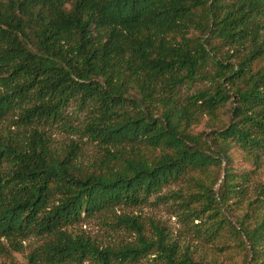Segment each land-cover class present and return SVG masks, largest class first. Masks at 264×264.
I'll list each match as a JSON object with an SVG mask.
<instances>
[{
  "label": "trees",
  "instance_id": "obj_1",
  "mask_svg": "<svg viewBox=\"0 0 264 264\" xmlns=\"http://www.w3.org/2000/svg\"><path fill=\"white\" fill-rule=\"evenodd\" d=\"M72 101L90 106L82 125L68 120ZM12 116L23 131L10 129ZM59 123L96 142L99 156L83 162L73 140L57 150L48 129ZM262 168L264 0H0L3 264H124L151 251L165 264H220L180 251L159 220L150 236L139 215H116L136 233L124 245L69 230L185 176L186 211L209 212V236L236 237L244 261L258 264L264 179L254 198L249 190ZM233 198L247 210L227 214ZM30 237L38 244L18 262L13 252Z\"/></svg>",
  "mask_w": 264,
  "mask_h": 264
},
{
  "label": "rangeland",
  "instance_id": "obj_2",
  "mask_svg": "<svg viewBox=\"0 0 264 264\" xmlns=\"http://www.w3.org/2000/svg\"><path fill=\"white\" fill-rule=\"evenodd\" d=\"M224 51L227 52V48L224 49ZM204 85L205 83H198L191 89L184 87L183 93H191L196 88ZM66 115L74 126L82 125L88 120V116H90V106L80 107L79 101H72L66 110ZM15 118V116H12V119L7 122L8 126L13 131H23V127L12 125ZM205 129H207L205 125L199 127V130ZM48 131L51 135L52 144L57 150L66 148L73 140L80 143L82 148L80 151V160L83 162L87 163L99 156V148L96 142H93L87 136H82L60 123L49 128ZM218 171L222 172L221 169H218ZM191 174L206 178V175L200 171ZM188 178L189 176H185L177 182L164 186L159 192L153 194L143 205H124L122 207H117L114 211L96 213L92 216L83 214L82 220L70 226L69 230L75 234L90 236L101 246L124 245L135 241L136 233L123 225H118L115 220L118 214L130 213L132 215H139L145 220L148 228L147 233L150 236H153L154 231L149 225V220H159L161 224L166 227L171 240L177 242L180 251L189 249L198 257H202L206 260H216L220 264H249L244 261L242 250L238 243L239 239L236 237H227L224 243V241L209 236V231L206 230L210 222V218H206L209 212L201 215V217H197L186 211L182 203L183 198L179 197V193L182 191L186 192ZM261 179H264V168L260 169L257 175L252 177L249 190L250 199L255 197L252 191L253 185ZM219 185L220 182L215 186L216 190L219 188ZM230 202L231 205H225V207H223V210L227 214L232 211L234 214L239 215L247 210V200L239 202L233 198ZM23 244L25 246L24 251L13 252V256L18 262H27V254L38 244V239L36 237H30L24 240ZM248 257L251 258L252 255L249 254ZM6 261H8L6 257L0 258V264ZM124 264L165 263L155 251H151L137 262H127ZM258 264H264V254L261 255Z\"/></svg>",
  "mask_w": 264,
  "mask_h": 264
}]
</instances>
